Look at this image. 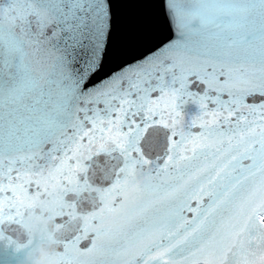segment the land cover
<instances>
[{"label": "snow or ice", "instance_id": "6c2138e0", "mask_svg": "<svg viewBox=\"0 0 264 264\" xmlns=\"http://www.w3.org/2000/svg\"><path fill=\"white\" fill-rule=\"evenodd\" d=\"M46 180L61 264H264V0H0V226Z\"/></svg>", "mask_w": 264, "mask_h": 264}, {"label": "clouds", "instance_id": "9594fccd", "mask_svg": "<svg viewBox=\"0 0 264 264\" xmlns=\"http://www.w3.org/2000/svg\"><path fill=\"white\" fill-rule=\"evenodd\" d=\"M45 183L46 195L34 202L24 226L25 234L36 243L27 251L20 264H61V252L57 244L59 229L54 218L60 185L51 180Z\"/></svg>", "mask_w": 264, "mask_h": 264}, {"label": "water", "instance_id": "95a60500", "mask_svg": "<svg viewBox=\"0 0 264 264\" xmlns=\"http://www.w3.org/2000/svg\"><path fill=\"white\" fill-rule=\"evenodd\" d=\"M7 233V236L12 240L25 244L28 241V236L24 230L17 225L5 224L0 226ZM36 241L32 240V243L24 248H17L16 244L8 243L7 239L0 240V264H20V261L24 259L25 254L29 251ZM59 250H62L59 248Z\"/></svg>", "mask_w": 264, "mask_h": 264}]
</instances>
